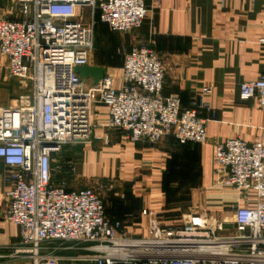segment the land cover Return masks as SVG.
<instances>
[{
  "label": "built area",
  "instance_id": "1",
  "mask_svg": "<svg viewBox=\"0 0 264 264\" xmlns=\"http://www.w3.org/2000/svg\"><path fill=\"white\" fill-rule=\"evenodd\" d=\"M18 2V19L0 16V52L9 75L31 86L0 106V168H7L9 183L4 217L20 227V243L32 245L37 255L42 244L59 241L44 264H264V139L249 143L234 137L216 146L217 181L242 198L253 191L255 204H237L222 217L191 212L172 224L144 208L145 236L107 215L104 182L71 190L64 181L54 183V172H76L72 159L54 164L56 153L96 140L109 143L110 131L121 132L124 142L156 145L172 135L180 144L206 143L202 112L212 110L205 100L212 87L203 86L188 107L178 95L165 96L166 67L159 52L145 45L123 53L120 84L112 73L97 84L84 82L76 67L91 63L98 20L112 31H134L150 12L145 0ZM85 7L89 16L82 14ZM252 97L264 110V73L241 84L240 99ZM98 105L108 112L104 136L94 135ZM65 250L81 253L59 254ZM21 252H0V264H16L10 259Z\"/></svg>",
  "mask_w": 264,
  "mask_h": 264
},
{
  "label": "crops",
  "instance_id": "2",
  "mask_svg": "<svg viewBox=\"0 0 264 264\" xmlns=\"http://www.w3.org/2000/svg\"><path fill=\"white\" fill-rule=\"evenodd\" d=\"M150 12L142 27L131 32L112 31L98 20L95 37L99 54L90 65L104 67L105 73L117 76L121 83L124 56L134 45H145L159 52L166 67L165 96L178 95L188 107L206 85L212 92L205 96L212 110L204 109L208 140L204 144H180L172 135L156 145L147 142H124L121 132L110 131V141L96 140L91 145L76 146L69 157L76 165L80 180L129 184V193L112 204L103 196L107 215L121 220L133 232L145 228L131 223L130 215L150 208L166 224L174 223L165 199L172 186L192 203L201 201L204 211L220 217L237 204L253 205L256 194L242 198L231 187L217 181L216 146L239 137L249 143L264 139V110L256 97L240 99L243 82L264 73V0H145ZM0 16L18 19L19 2L0 0ZM7 58L0 52V73L8 72ZM87 85L92 78L84 79ZM3 94V93H2ZM0 94V98L1 95ZM2 99V98H1ZM7 105V103L0 106ZM94 135L104 136L108 112L105 105L96 107ZM66 151V150H65ZM2 162L0 158V163ZM7 168H0V252L17 248L20 227L4 217L8 207ZM121 194V193H120ZM120 197V196H119ZM169 215V216H167ZM138 224V225H137ZM138 226V227H137ZM142 227V228H140ZM13 246V247H12ZM1 260H5V257Z\"/></svg>",
  "mask_w": 264,
  "mask_h": 264
},
{
  "label": "rangeland",
  "instance_id": "3",
  "mask_svg": "<svg viewBox=\"0 0 264 264\" xmlns=\"http://www.w3.org/2000/svg\"><path fill=\"white\" fill-rule=\"evenodd\" d=\"M18 1V0H16ZM89 8L85 7L82 11L83 16H89ZM99 44L96 41V37H95V42H94V49L92 51V61L94 56L97 57V55L99 54ZM124 52H122L123 54ZM30 83H28V85H25L24 83H22V80L18 79V78H13L9 75L8 72L1 74L0 73V94L1 98V104L3 103H7L9 104L13 99H15L19 94L28 91L29 87H30ZM76 146L79 145H74V146H66L63 148V150L61 152H58L55 154V162L54 164H57L59 161H61V159L63 158L64 155H66L67 157H69L68 155H70V153L73 152L74 148ZM66 150V151H65ZM64 179V180H63ZM54 183H61L64 181V184L66 186V188L69 189H81V188H85V187H89L92 186L95 181H85V180H80V178L78 176H73L71 177L70 173H60V172H54V179H53ZM129 184L124 182V181H114L110 184H106L104 185V187L101 189V194L102 196L106 197V202L107 199L110 200L111 205L113 204H117V205H123V204H127V202H121L119 198H121L122 196H124L125 194L129 193L128 190L131 191V189L128 187ZM169 191V195H167V198L165 199V207L169 210L171 216H175V218H173L172 220H174L175 223H179L181 222L182 219V215L183 214H188L191 212H196V211H204V206L201 205V201L197 200L195 202V204L192 203V200H190V196L186 197V196H180L179 190L176 189L175 187H171L168 189ZM121 193V194H120ZM120 196V197H119ZM230 210L232 209H228V211H226L224 216L230 215L229 212H231ZM133 221L131 223H143L142 222V217L140 215V211L130 215V217H134ZM169 216V215H167ZM138 225V224H137ZM138 227V226H137ZM145 227H147L145 225ZM142 228V227H140ZM134 234H136L137 236H145L147 235V230H145V228L143 229V231L139 230L138 234L137 232L133 231ZM59 241H55L54 243L51 244H42L43 248L39 250V253L37 255H35L32 251H31V247L32 245H26V244H21L19 243L17 245V248H11V246L6 247V250H8V252L12 253L14 252L16 249L22 248V252L21 254L19 253V256L17 258L12 257L10 260H13L16 262V264H34V260L35 258H40V264H44L46 262L47 258V253L52 250L51 248L58 245ZM13 247V246H12ZM81 253V251H77V250H65V251H61L59 254L60 255H77ZM59 264H92L91 262H87V261H61Z\"/></svg>",
  "mask_w": 264,
  "mask_h": 264
},
{
  "label": "water",
  "instance_id": "4",
  "mask_svg": "<svg viewBox=\"0 0 264 264\" xmlns=\"http://www.w3.org/2000/svg\"><path fill=\"white\" fill-rule=\"evenodd\" d=\"M76 71L80 74L81 78L83 79L92 78L94 84L99 83V81L105 74L104 67L95 65L77 66Z\"/></svg>",
  "mask_w": 264,
  "mask_h": 264
},
{
  "label": "trees",
  "instance_id": "5",
  "mask_svg": "<svg viewBox=\"0 0 264 264\" xmlns=\"http://www.w3.org/2000/svg\"><path fill=\"white\" fill-rule=\"evenodd\" d=\"M67 189H69V188H67ZM69 190H71V189H69ZM105 202V201H104ZM107 210V209H106Z\"/></svg>",
  "mask_w": 264,
  "mask_h": 264
}]
</instances>
